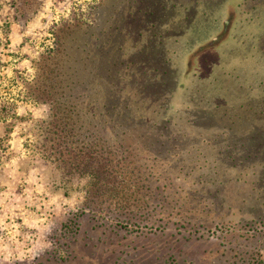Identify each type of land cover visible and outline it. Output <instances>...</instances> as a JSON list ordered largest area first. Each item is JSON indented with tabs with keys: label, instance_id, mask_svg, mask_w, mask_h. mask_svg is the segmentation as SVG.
Segmentation results:
<instances>
[{
	"label": "rangeland",
	"instance_id": "obj_1",
	"mask_svg": "<svg viewBox=\"0 0 264 264\" xmlns=\"http://www.w3.org/2000/svg\"><path fill=\"white\" fill-rule=\"evenodd\" d=\"M21 1L28 0H0V264L32 263L37 258L36 262L40 259L43 264H57L55 258L47 257L45 253L55 248L52 238L69 214L85 207L94 179L89 174L74 173L70 166L55 159L54 152L48 153L47 147H51L52 138L57 135L51 127V106L38 97L39 64L55 48L54 33L61 24H75L87 17L92 20L97 6L101 17L96 15V22L100 18L110 19L102 16V11L109 13L112 10L114 15L123 3L116 7L113 0H29L28 5L22 7ZM146 2L151 11L161 9L162 3L165 8L163 21L170 23L165 35L168 40L163 46L157 44L154 47L148 43L147 49L154 48L150 60L152 66L157 67L161 61L173 66L172 76L157 75V81L166 84L165 87L158 85L160 96L157 97L164 102L169 100L173 109L167 114L168 122L143 104L139 111L134 108L123 117V133L126 131L123 144L126 149L130 147L131 154L127 161L142 163L144 146L152 144L148 139L150 127H169L173 139L168 146L171 154L167 157L180 162L191 159L197 164L196 155H193L196 154L193 150L195 139L201 137L209 143L215 134H205L202 128L221 126L209 115L220 114L224 108L227 77L239 76L244 88L250 84L257 86L264 79V53L256 54L252 61L246 59L248 46H256L261 36L258 48L264 50V30L259 28L264 21V0L249 3L242 0ZM175 15L177 25H180L178 34L176 26L171 24ZM109 26H113L110 30L113 34L118 26L122 28L119 20L115 24L113 20ZM203 43L219 47L218 51L203 55L199 64L195 55L189 57V51L193 49L192 45L197 47ZM208 48L205 46L200 51ZM165 51L169 52L164 57L162 52ZM195 65L196 68L191 69ZM174 79L183 85L182 90ZM235 82L239 84L237 80ZM248 92L250 97L256 96L254 99L264 95L259 90H242L243 94ZM193 102H200L201 107L192 109L187 115L180 113ZM232 103L235 111L243 110L237 96ZM256 103L259 106L261 101ZM104 122L98 127H109ZM243 124L253 126L252 123ZM244 125L236 123L235 127ZM257 127H264V122ZM87 128L91 130L92 127ZM102 132L105 134L104 130ZM188 133L202 135L189 136ZM172 153H178V157ZM190 168V165L185 167L182 175L173 169L176 173H170V180L164 172L162 176H156L162 180L153 178V191L149 197L153 196L150 203L157 206L155 218L161 217L160 211L172 215L164 233L133 236L124 231L102 232L93 228L95 223L86 222V215L82 232L69 246L75 258L68 264H233L239 255L248 256L247 260L254 256L255 241L246 240L249 234L243 226L246 219L252 221L261 215L253 180L251 185H235L230 210L218 204L215 206V200L212 205L199 187L192 186V180L199 182L200 178L193 179L195 174ZM158 171L156 175L161 172ZM128 177L132 189L136 188L132 172H128ZM186 215L190 217L188 221L183 220L186 221L184 224L181 219ZM201 222L207 229L225 228L215 236L204 232L203 236L196 235L190 231L193 225ZM227 227H231L228 232ZM63 241L66 248L68 239L63 238ZM63 253L65 258L68 252Z\"/></svg>",
	"mask_w": 264,
	"mask_h": 264
},
{
	"label": "trees",
	"instance_id": "obj_2",
	"mask_svg": "<svg viewBox=\"0 0 264 264\" xmlns=\"http://www.w3.org/2000/svg\"><path fill=\"white\" fill-rule=\"evenodd\" d=\"M28 1H21V6L28 5ZM242 1L249 3L251 0ZM118 3L123 5L115 10L114 15L112 10L109 13L102 11V16L111 17L110 19L100 18L96 22V15L101 17L97 6V13L92 20L87 17L75 24H61L59 30L54 33L55 48L42 58L39 64L41 74L36 84L38 97L51 106V127L53 134L57 135L52 138L54 142L51 147H47L48 153L54 152L55 159L70 166L74 173L89 174L94 179L85 207L79 212L69 214L67 220L60 225L52 238L55 248L47 251L45 256L55 258L57 264L71 263L75 257L74 251H69V246L82 232L83 217L86 215V222L95 223L93 228L97 227L103 230L102 232L124 231L133 236L164 233L172 215H165L160 211L161 217L155 218L157 206L150 203L153 196L149 197L150 191H153V178L162 180L158 178L164 172L170 180V173L175 174L174 171L179 170L176 174L182 175L185 167L190 165V170L195 174L193 179L200 178L199 182L192 180V186L199 187L212 205L215 200V206L218 204L230 210L234 202L232 191L235 185H251L253 180L261 215L252 221L246 219L243 226L249 234L246 240L255 241L256 254L248 260V256L239 255L240 257L233 260V264H264V127H257L264 122V95L254 99L256 96L250 97L249 92L242 93L246 88L253 92H264V79L258 82L257 86L250 84L244 88L240 84L242 79L240 81L239 76L227 77L224 108L220 114L217 112L209 115L221 126L202 128L205 134L214 133L215 140H209L208 143L200 137L195 139L193 144L196 153L193 155H196L197 164L191 159L180 162L179 159L167 157V154H171L168 146L173 139L169 127H150L148 139L152 140V144L144 146L145 156L142 163L127 161L131 154L130 147L126 149L123 144V134H126V131L123 133V117L134 108L139 111L140 104H143L150 107L153 114L162 116L163 121H169L167 114L173 109V105L169 100L164 102L161 97H157L160 96L157 75L172 76L173 66L165 61H161L157 67L152 66L153 62L150 60L154 48L147 49L148 43L154 47L157 44L163 46L165 40H168V35H165L170 23L163 21L164 5L161 3V9L154 8L151 11L146 0H113L114 6L117 7ZM176 18L175 15L171 24L176 26L177 33L180 25H177L179 22ZM113 20L114 24L119 20L122 25V28L117 27L114 34L110 31L113 26H109ZM262 22L263 26L260 23L259 28L263 31L264 21ZM258 39L256 46H248L249 56L246 59L249 58V61L255 59L256 54L264 53V50L258 48L262 36ZM200 44L197 47L192 45L193 49L189 51V57L195 55L199 64L203 55H210V52L218 51L219 47L211 43ZM205 46L209 48L200 51ZM194 48L197 49L193 51ZM169 51L162 52L163 56ZM160 58L162 60L161 56ZM212 62L216 64L214 60ZM196 66H191V69ZM254 68L255 66L252 67L253 71ZM174 83L179 84L180 90L184 88L177 79H174ZM160 86L165 87L166 84L161 83ZM234 96L240 101V107L243 109L241 112L235 111L233 107ZM259 101L261 103L258 106L256 102ZM198 107H201V103L193 102L180 113L187 115ZM102 122L109 127H98ZM236 123H252L253 126L235 127ZM87 127L92 128L89 130ZM78 135L80 138H77ZM123 149L127 151V156ZM137 149L136 155L139 152V148ZM172 156L178 157V153H172ZM157 170L161 171H158V175L155 174ZM129 171L135 177L134 189L131 178L128 177ZM160 195L158 199L162 201ZM161 196L167 199L166 196ZM131 202L135 205L132 206ZM188 217L190 216L186 215L181 221H188ZM186 221H183L184 224ZM224 228L218 226L217 229H207L201 222L199 225H193L190 231L196 235H202L204 232L215 236L219 231L222 233ZM230 229L231 227H227L226 231ZM63 238L68 239L67 249ZM63 252H68L65 258L62 257V254H65ZM36 261L16 264H43L40 259Z\"/></svg>",
	"mask_w": 264,
	"mask_h": 264
}]
</instances>
